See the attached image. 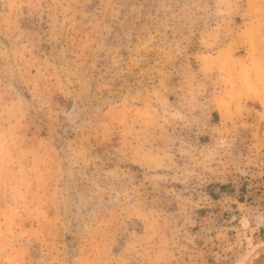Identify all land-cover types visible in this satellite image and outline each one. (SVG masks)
<instances>
[{
  "label": "rangeland",
  "instance_id": "1",
  "mask_svg": "<svg viewBox=\"0 0 264 264\" xmlns=\"http://www.w3.org/2000/svg\"><path fill=\"white\" fill-rule=\"evenodd\" d=\"M261 93L264 0H2L0 264H264Z\"/></svg>",
  "mask_w": 264,
  "mask_h": 264
},
{
  "label": "clouds",
  "instance_id": "2",
  "mask_svg": "<svg viewBox=\"0 0 264 264\" xmlns=\"http://www.w3.org/2000/svg\"><path fill=\"white\" fill-rule=\"evenodd\" d=\"M0 2H2V0H0ZM261 95L262 97H264V93H261ZM221 99L225 104L226 109L231 113L233 110L234 101L231 98H221ZM259 102L261 103V107L264 108V99H261ZM172 115L177 118H181V119L183 118L180 117L179 114L177 113H173ZM145 123L147 124V121H145ZM145 130L146 129H141V131H145ZM229 146L230 143H229L228 130L225 128L218 134L215 145L210 152L194 153L191 155V160L195 162L196 166L202 167L204 169H209L212 164L217 162V157L223 155ZM118 154H121V148H116L110 153L111 156H117ZM85 155L86 154L82 151L75 153L76 158H84ZM133 156L134 157L138 156V153H133ZM156 166L164 167L162 162L157 164ZM108 174L110 175L111 173ZM188 174L191 175L192 173L189 172ZM157 179H162V177H158Z\"/></svg>",
  "mask_w": 264,
  "mask_h": 264
}]
</instances>
